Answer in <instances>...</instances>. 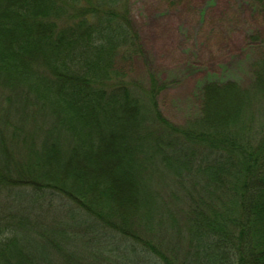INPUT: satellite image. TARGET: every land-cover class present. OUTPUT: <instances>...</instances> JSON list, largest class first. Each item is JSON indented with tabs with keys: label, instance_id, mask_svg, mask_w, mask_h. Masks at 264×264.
<instances>
[{
	"label": "trees",
	"instance_id": "trees-1",
	"mask_svg": "<svg viewBox=\"0 0 264 264\" xmlns=\"http://www.w3.org/2000/svg\"><path fill=\"white\" fill-rule=\"evenodd\" d=\"M144 54L130 0H0V264H264V50L182 122Z\"/></svg>",
	"mask_w": 264,
	"mask_h": 264
},
{
	"label": "rangeland",
	"instance_id": "rangeland-1",
	"mask_svg": "<svg viewBox=\"0 0 264 264\" xmlns=\"http://www.w3.org/2000/svg\"><path fill=\"white\" fill-rule=\"evenodd\" d=\"M130 9L145 46L133 76L170 82L160 101L175 122L198 114L203 82L248 83L264 50V0H130Z\"/></svg>",
	"mask_w": 264,
	"mask_h": 264
}]
</instances>
